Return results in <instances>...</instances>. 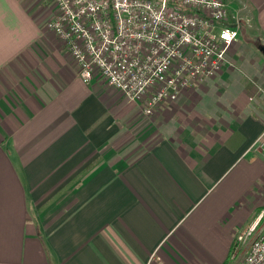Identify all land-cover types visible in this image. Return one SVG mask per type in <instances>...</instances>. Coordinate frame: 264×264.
I'll list each match as a JSON object with an SVG mask.
<instances>
[{
  "label": "crops",
  "instance_id": "0c3cea01",
  "mask_svg": "<svg viewBox=\"0 0 264 264\" xmlns=\"http://www.w3.org/2000/svg\"><path fill=\"white\" fill-rule=\"evenodd\" d=\"M227 2L221 73L147 117L79 78L52 0H0V264L231 260L264 211V0Z\"/></svg>",
  "mask_w": 264,
  "mask_h": 264
},
{
  "label": "built area",
  "instance_id": "2783aa9c",
  "mask_svg": "<svg viewBox=\"0 0 264 264\" xmlns=\"http://www.w3.org/2000/svg\"><path fill=\"white\" fill-rule=\"evenodd\" d=\"M46 29L73 57L79 78L97 77L152 116L217 77L239 36L227 0H52ZM264 154V132L253 146ZM233 259L264 264V211L235 239Z\"/></svg>",
  "mask_w": 264,
  "mask_h": 264
},
{
  "label": "rangeland",
  "instance_id": "374dc122",
  "mask_svg": "<svg viewBox=\"0 0 264 264\" xmlns=\"http://www.w3.org/2000/svg\"><path fill=\"white\" fill-rule=\"evenodd\" d=\"M48 12V11H47ZM46 13V12H45ZM55 14V13H54ZM54 14H53V16H54ZM52 16V15H51ZM51 16L49 17V19H51ZM52 16V17H53ZM46 17V16H45ZM231 23V22H230ZM233 46V45H232ZM232 48V47H231ZM230 48V49H231ZM229 49V50H230ZM216 78V77H215ZM214 79V78H213ZM208 80H211V79H207V80H204L202 83H200L199 85H203L206 81H208ZM195 88V87H194ZM141 109H143L142 107H141ZM158 114H166V113H161V112H159ZM155 115H157V113L155 114ZM155 115H153V116H155ZM145 116V115H144ZM148 117V116H147ZM235 254V257L237 256L236 255V253L235 252H233V255ZM227 264H240V259H233V258H231V260H229V262L227 263Z\"/></svg>",
  "mask_w": 264,
  "mask_h": 264
},
{
  "label": "water",
  "instance_id": "95a60500",
  "mask_svg": "<svg viewBox=\"0 0 264 264\" xmlns=\"http://www.w3.org/2000/svg\"><path fill=\"white\" fill-rule=\"evenodd\" d=\"M260 51L263 53L264 55V46L260 47Z\"/></svg>",
  "mask_w": 264,
  "mask_h": 264
}]
</instances>
